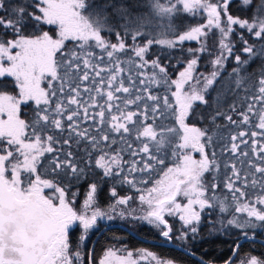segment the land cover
Listing matches in <instances>:
<instances>
[{
    "label": "snow or ice",
    "instance_id": "obj_1",
    "mask_svg": "<svg viewBox=\"0 0 264 264\" xmlns=\"http://www.w3.org/2000/svg\"><path fill=\"white\" fill-rule=\"evenodd\" d=\"M233 2L0 0V81L11 78L14 89L3 90L7 85L0 83V264H179L148 248L112 245L98 255L89 246L98 220L113 217L97 207L96 183L88 185L78 210L77 193L63 180H79L92 166L135 190L119 196L113 187L110 207L115 211L138 200L142 214L133 218L156 229L161 243L195 239L206 209L219 210L224 230L241 229L245 239L256 240V232L250 236L247 230L264 229V0H240L241 10L248 11L243 18L229 11ZM188 16L204 22L185 26ZM237 33L246 58L234 54ZM210 37L218 52L210 62L213 70L198 73L201 54H212ZM187 41L199 47L185 49ZM69 42H75L72 48ZM157 46L188 54L177 60L182 70L173 68L174 78L170 64L150 58ZM233 55L236 67L224 79L221 70ZM256 60L257 67L250 68ZM242 88L247 103L238 113L240 122L258 117L253 127L259 131L250 133L254 159H247V170L234 162L225 165L230 174L223 187L230 197H221L214 175L221 165L210 149L220 130L218 118L237 123L220 110L222 98ZM30 102L32 115L22 118V106ZM88 121L94 131L81 127ZM65 131L68 138L62 139ZM246 135L230 137L231 153L249 157L240 148L249 143L242 139ZM128 138L138 142L135 149ZM82 141L86 160L63 151ZM117 143L125 147L113 148ZM125 151L132 159H124ZM258 185L260 193L250 197L246 189ZM126 212L135 209L119 215ZM166 217H178L181 228L174 231ZM234 245L224 264H236L233 257L239 264H264V256H240L239 241Z\"/></svg>",
    "mask_w": 264,
    "mask_h": 264
},
{
    "label": "trees",
    "instance_id": "obj_2",
    "mask_svg": "<svg viewBox=\"0 0 264 264\" xmlns=\"http://www.w3.org/2000/svg\"><path fill=\"white\" fill-rule=\"evenodd\" d=\"M12 3H15L16 0H11ZM254 3H258V0H254ZM229 11L234 15V16H240L243 18L245 15L248 14V11H242L240 8V0H234L233 3L230 5ZM203 18L201 16H196V17H191L188 16L187 19L184 21L185 26L189 24H197V23H203ZM113 42H115V37H111ZM215 37H210L208 43H209V51L212 53L211 55L208 54V52H205L201 54V58L199 61V64L197 66V72L198 73H203L207 74L210 73L212 69L211 65V60L214 59L215 55L218 54V52L215 50L213 47V41ZM244 39H248L249 43H254L255 38H250L246 33L244 35ZM232 41L234 44V54H240L242 58H246L245 54L241 52V48L243 47L242 42L240 41V34L237 33L232 37ZM75 42H69L68 47L72 48ZM186 48H197L199 47V42H191L187 41L185 42L184 46ZM97 55H101L100 50L96 49L95 50ZM156 56L161 57V63H168L171 65L169 68V72L173 75V78L175 77L176 72L173 71V68L176 69V71L182 70L177 63V60L183 61L184 59L188 58V54L186 52H182L179 48L177 49H161L158 46L153 47L152 53L150 58H156ZM126 59V57H122ZM259 64V60L253 61L250 68H255ZM236 67V62L234 55L232 57H229L228 60L225 62L224 68L221 70V75L224 79L228 78V73L232 71V68ZM125 68L128 69V65H125ZM125 78L127 77V71L125 72ZM3 85H7L5 82V79L0 81ZM58 86V85H56ZM3 90L10 91L11 89L7 85L6 88ZM246 92L245 90L238 89L235 93H228L222 98V103L220 105V110L224 113V115H232L233 119L237 121L236 124H232L231 122L227 121L226 119L223 118H218L216 121V124L220 126V130L218 135L214 136V144L212 149L210 151H215L216 153V159L217 162L221 165L220 169L218 172L214 173L217 177V183H220L221 187L217 190V194L221 197L228 195L230 197V194L228 193L227 189L223 187V181L226 178L227 175L230 174V171L228 168L225 167V165H230L231 163H236L238 168L247 170L248 169V164H247V159L250 157H243L242 159L240 158V155L237 154H231L229 148H226L230 144V137L232 135L238 134L241 130V118L238 115V113L241 110L246 109V103L247 100L245 99L246 97ZM212 97L216 96V92L213 91L211 93ZM235 105L236 110L235 111H230V106ZM35 107L34 104L31 102L26 105L22 106V118L28 119L32 115V110ZM133 107V106H132ZM94 111V110H93ZM256 115H253L250 120H255ZM198 126L204 127L203 122H199ZM81 127H92L93 131L95 130V126L92 125L90 121L88 123L83 122L81 124ZM51 134V133H50ZM222 134V135H221ZM62 139L68 138V132L65 131L63 134H60ZM114 135V134H113ZM117 139L118 136H117ZM128 143L132 144L133 149L137 147V143L135 142L133 138H128ZM231 146V145H230ZM229 146V147H230ZM56 147H60L57 145ZM86 147V142H81L79 145H77L75 142L71 143L70 146H63V151H69L71 150L74 154V157L77 160L87 159L84 153V149ZM113 148H123L125 147L124 144L122 143H117L116 145L112 146ZM251 143L249 144V147L247 146V149H242L241 151H251ZM47 158L50 160L52 158V154H46ZM124 156L125 160H130L132 157L130 154L125 151L122 153ZM234 157V160H233ZM138 159V157H137ZM236 159V161H235ZM241 161H244L242 164ZM81 167H84V164H81ZM127 174V173H126ZM243 175V171H242ZM257 177H259V174H256ZM46 178L49 179H62L60 177H53L52 175H48ZM63 183L69 187L70 193H77L76 197L84 198L83 193L88 191V185L91 183H96L98 185V192L96 198L100 197L101 203L104 206L110 207L111 205L115 204V199L114 197L111 196V189L113 187L116 188L117 193L119 196H125V195H134L135 190L131 189L127 184H118L115 182L114 179L112 178H106L103 177L102 171L98 168H95L94 166L88 167L85 169V175L82 176L79 180H72L69 181L67 179L63 180ZM150 186V185H149ZM246 191L249 192L250 197H254L255 195H258L260 193V186L258 185L255 189L249 187L246 189ZM81 193V194H80ZM137 202L138 200H133ZM132 201V202H133ZM264 207V206H262ZM117 210V213H120L121 210H123V206H116L115 208ZM120 211V212H119ZM222 214L219 213L218 209H206L204 213H202V222L199 228V232L196 236L195 239L189 238L188 240H176L174 239L172 242L169 244L173 247L161 245L160 243L156 242H151L150 245L148 246L151 251H154L156 253H159L164 256H169V257H175L179 260V262L182 263H191L194 262L190 258H188L185 255V252L180 251L177 248H183V247H189V245L192 246V248L198 253V255L202 256L206 260H211L216 261V262H224L228 260V258L231 256L232 251L231 249L235 247L234 241H239L243 237L241 234L242 231L241 229H236L234 227L228 228L227 230H224L220 224L218 223L220 217ZM227 216L228 214L225 213L223 214ZM241 218H243V214H239ZM169 223L173 225L174 231L176 229L181 228V222L178 220L176 217H168ZM215 225V227H214ZM145 231L147 236L152 240V239H161L157 235V230H155L152 227H149L147 230L141 229L140 230ZM249 231V235H251L252 231H255L256 233H259L260 231H264V229H255V230H247ZM175 245V246H174ZM241 247L239 249L240 256H243L247 252V247L254 245V242L250 241H244L240 243ZM161 246H164L162 249L160 248ZM178 246V247H176ZM252 254V253H251ZM254 255V254H252ZM236 262L239 261V257H235L234 259Z\"/></svg>",
    "mask_w": 264,
    "mask_h": 264
},
{
    "label": "flooded vegetation",
    "instance_id": "obj_3",
    "mask_svg": "<svg viewBox=\"0 0 264 264\" xmlns=\"http://www.w3.org/2000/svg\"><path fill=\"white\" fill-rule=\"evenodd\" d=\"M49 190H46V192ZM87 192L83 193V196L85 198ZM81 194V193H80ZM255 197V196H254ZM253 197V198H254ZM80 197L75 198L74 201V207L76 209H81L83 205V199ZM96 205L101 209V211L109 213L113 218L111 220H108L106 217L104 219H100L97 222L96 229L93 230V233L91 234V243L90 247H94L97 254H101L103 249L108 246L115 245L116 247L124 246L129 250H135L138 248H150L148 247L151 242L160 243L161 245L171 246L169 243H161L163 241V238L161 239H150L145 231H140L141 229L147 230L150 226L144 224V223H135L133 218L125 215L121 217L120 215L116 214V210L113 211L112 208H107V206L102 205L100 197L96 198ZM79 233L77 232L76 235ZM251 236V235H250ZM256 239L255 241L247 240L250 242H254V245L247 247V252L252 253L257 256H264V231H260L259 233H256ZM164 246H161L162 249ZM182 252H185V255L193 260L194 262L191 263H182L179 262V264H201L202 259L206 262H211V264H224V262H216L211 260H206L202 256L198 255V253L192 248L191 245L189 247H183V248H177ZM154 252V251H153ZM194 253V255H192ZM233 253L231 254V256ZM235 259V257H233ZM206 264V263H204ZM236 264H239V261L236 262Z\"/></svg>",
    "mask_w": 264,
    "mask_h": 264
},
{
    "label": "rangeland",
    "instance_id": "obj_4",
    "mask_svg": "<svg viewBox=\"0 0 264 264\" xmlns=\"http://www.w3.org/2000/svg\"><path fill=\"white\" fill-rule=\"evenodd\" d=\"M191 42H197V41H191ZM126 71H127V69H126ZM135 71V69H133V72ZM128 74V73H127ZM5 82H6V84L9 86V88L11 89L10 90V92L11 91H14V89H13V87H12V81H11V78H9V79H5ZM135 106H133V108H134ZM86 123H88V122H86ZM255 123H258V117L256 116V118H255V120L253 121V120H250L249 121V123L248 124H243V123H241V127H242V130L241 131H245V132H247V133H249V135H246L245 137H243L242 139H244V140H247V141H249V143L247 144V145H244V144H242V145H240V148H242L243 150L244 149H247V146L249 147V144L251 143V139H252V137L250 136V133L252 132V131H259V129L258 128H255V127H253V125L255 124ZM222 135V134H221ZM230 142V144L226 147V148H229V150H230V145H231V140L229 141ZM237 143H239V139L236 141ZM230 146V147H229ZM232 155H233V153H231ZM249 157L250 158H253L254 159V157L252 156V153H251V151H249ZM240 158L242 159V156H240ZM233 160H234V157H233ZM235 161H236V159H235ZM85 198H86V195H85ZM84 198V199H85ZM83 199V200H84ZM108 209L109 208H111V207H107ZM140 208H141V206L139 205V202L137 201V202H135V201H131L130 203H129V205H126V206H123V209H127L128 211H131L132 209H135V212H133L132 213V215H128L127 214V212H126V214L125 215H128V216H130V217H134V216H140L142 213H141V211H140ZM116 210V209H115ZM120 212V211H119ZM116 214L117 215H119V213H117V210H116ZM168 217H166V219H167ZM176 218H178V217H176ZM133 220H134V222L135 223H144L143 221H140V220H138V219H134L133 218ZM179 220V219H178ZM145 224V223H144ZM151 227V226H150ZM156 230V229H155Z\"/></svg>",
    "mask_w": 264,
    "mask_h": 264
},
{
    "label": "water",
    "instance_id": "obj_5",
    "mask_svg": "<svg viewBox=\"0 0 264 264\" xmlns=\"http://www.w3.org/2000/svg\"><path fill=\"white\" fill-rule=\"evenodd\" d=\"M247 240H251V239H245V238H242L241 240H239V243H242V242H244V241H247ZM257 240V239H256ZM253 241V240H252ZM175 246V245H174ZM176 247H178V246H176ZM233 256V255H232ZM199 260L200 261H203L204 263H206V264H208V262H206V261H204V260H202V259H200L199 258Z\"/></svg>",
    "mask_w": 264,
    "mask_h": 264
}]
</instances>
